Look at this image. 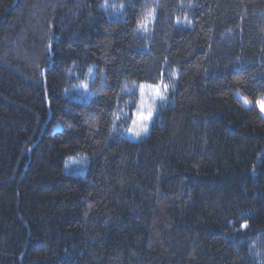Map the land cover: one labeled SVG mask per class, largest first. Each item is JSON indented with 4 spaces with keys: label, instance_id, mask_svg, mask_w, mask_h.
Segmentation results:
<instances>
[{
    "label": "trees",
    "instance_id": "trees-1",
    "mask_svg": "<svg viewBox=\"0 0 264 264\" xmlns=\"http://www.w3.org/2000/svg\"><path fill=\"white\" fill-rule=\"evenodd\" d=\"M261 97L264 0H0V264H264Z\"/></svg>",
    "mask_w": 264,
    "mask_h": 264
},
{
    "label": "rangeland",
    "instance_id": "rangeland-1",
    "mask_svg": "<svg viewBox=\"0 0 264 264\" xmlns=\"http://www.w3.org/2000/svg\"><path fill=\"white\" fill-rule=\"evenodd\" d=\"M149 22H151V19L148 20L147 25L149 24ZM91 81H92L91 77L88 76V78L79 87V89L83 88V90H84V91L82 90L83 95H87L88 94V91H89L90 87L92 86ZM84 85H87V89H85L83 87ZM143 86H144L143 100H144L146 106L144 107V109H141V107H140V103H141L142 97H141V88H139V90H138L139 91V101H138V105L136 107V110L133 113V120L137 119V116H138L140 111H143L145 115L147 114V110H148L147 109V105H151L152 106L153 115H152V118L149 121L146 122L147 123V127H148L147 132H142L139 136H136L134 134V132H130L129 131L130 128L134 127V125L131 123V125H130L128 131H127V137L130 140H133V141H136V142L142 140L144 137H146L149 134L151 126H152L153 119L155 117V114L157 113L158 108L163 105V103L168 102L169 94H170V90H171V88L169 86H167V85H164V84L157 85L159 87L160 93L162 94L161 96H157L155 91H153V88H155L156 86H150V85H143ZM256 106L258 107L261 115L264 117V111H261L260 107L257 104H256ZM85 170L86 169H72L70 166L69 167L67 166V169H66V171L68 173H72V174H76V175L84 174L83 172Z\"/></svg>",
    "mask_w": 264,
    "mask_h": 264
},
{
    "label": "snow or ice",
    "instance_id": "snow-or-ice-1",
    "mask_svg": "<svg viewBox=\"0 0 264 264\" xmlns=\"http://www.w3.org/2000/svg\"><path fill=\"white\" fill-rule=\"evenodd\" d=\"M113 7H114V5H113ZM152 16H153V12L149 11L148 14L144 17L143 21L141 22V27H145L146 28L147 22H148L149 19L152 18ZM83 87L85 89H87V85H84ZM153 91H155L157 96H161L162 95L160 93V91H159V87L158 86L153 88ZM143 96H144V86L141 85V97H142L141 103H140L141 109H144V107L146 106L145 102L143 100ZM244 102H245V104L251 103V101H249L246 97L244 98ZM255 103L260 107L261 111H264V97H261L260 99L256 100ZM147 109L148 110H147V114L146 115L144 114L143 111H140L138 116H137V119H134L132 121V124L134 125V127L130 128L129 131L130 132H134V134L136 136H139L142 132H147V130H148L146 122L149 121L152 118L153 111H152V106L151 105H147ZM241 227L246 228L247 225L244 224Z\"/></svg>",
    "mask_w": 264,
    "mask_h": 264
}]
</instances>
